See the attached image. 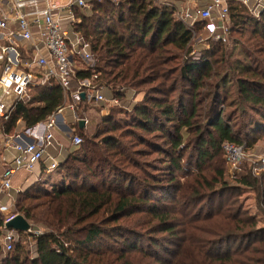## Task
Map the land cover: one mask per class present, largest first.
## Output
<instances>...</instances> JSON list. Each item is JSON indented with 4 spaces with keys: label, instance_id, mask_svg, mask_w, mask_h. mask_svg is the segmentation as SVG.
I'll list each match as a JSON object with an SVG mask.
<instances>
[{
    "label": "trees",
    "instance_id": "16d2710c",
    "mask_svg": "<svg viewBox=\"0 0 264 264\" xmlns=\"http://www.w3.org/2000/svg\"><path fill=\"white\" fill-rule=\"evenodd\" d=\"M228 6L230 28L254 22V35L264 39V9L255 20L245 18L240 2L229 0ZM176 9L153 0H90L88 8L76 11L75 29L94 60L77 77L90 78L127 102L128 108H110H119L125 127L111 113L102 116L103 127L93 138L81 137L61 161L58 182L35 181L17 193L14 211L42 227V233L18 230L24 240L6 257L0 249V264H264V228L254 217L235 201L204 212L196 188L176 177L184 169V130L194 133L199 170L220 150L224 157V142L243 145L242 134L264 132V69L251 64L264 65V58L244 50L250 62L235 60L241 74L235 79L237 99L227 102L220 91L232 62L225 58L224 44L210 40L208 49L193 57L195 36L206 21L190 24L175 16ZM131 89L144 92L142 102H132ZM32 94L31 104H20L9 119H0L2 133L12 131L19 119L32 127L62 104L55 82L33 88ZM225 103L235 110L225 112ZM245 107L260 117L235 121L232 116L237 110L245 114ZM74 125L82 136L83 127ZM152 153L165 157L164 171L151 172V163L138 161ZM251 185L258 188V180ZM180 219H187L182 229Z\"/></svg>",
    "mask_w": 264,
    "mask_h": 264
},
{
    "label": "built area",
    "instance_id": "2783aa9c",
    "mask_svg": "<svg viewBox=\"0 0 264 264\" xmlns=\"http://www.w3.org/2000/svg\"><path fill=\"white\" fill-rule=\"evenodd\" d=\"M89 1L0 0V119H9L20 104H30L33 100L32 89L50 82H55L61 88L64 98V103L49 114L45 121L24 131L30 137L29 141L14 142L11 139L4 144L12 147L15 155L0 174V249L3 254L14 249L19 232L6 228V223L16 215L8 212V206L2 203L1 196L11 188L12 178L17 172L32 171L44 160H50L46 171L58 167L56 159L49 152L51 149L60 152L63 148L54 137L58 115L68 110L74 122L83 120V123H87L86 119L78 116V110L84 105L123 104L124 99L114 95L109 88L95 85L90 78L77 77V73L84 67L92 66L85 64L93 59L89 45L75 29L80 21L76 11L88 8ZM238 1L249 8L252 4L260 6L261 0ZM153 3L174 5L171 0H153ZM228 8V0H207L193 11L190 8H177L175 16L190 24L206 21V28L214 35L213 39L225 42L230 22ZM217 30L219 33H216ZM42 50L46 54H42ZM22 136L15 134L19 140ZM69 141L72 146H78L82 138L74 133ZM222 149L227 165L237 167L244 157L243 145L226 141ZM27 225L21 230L25 235L36 236L42 233L39 226L32 223ZM28 240L33 242L31 236H28Z\"/></svg>",
    "mask_w": 264,
    "mask_h": 264
},
{
    "label": "rangeland",
    "instance_id": "374dc122",
    "mask_svg": "<svg viewBox=\"0 0 264 264\" xmlns=\"http://www.w3.org/2000/svg\"><path fill=\"white\" fill-rule=\"evenodd\" d=\"M252 4L249 6V8L244 9L243 15H245V18L248 19L249 17H254L258 15L259 11H262L264 9V0H261L259 2V5L261 7H256ZM260 9V10H259ZM193 11V10H192ZM228 24V30L225 34V42H222L224 45H222L223 49L227 53L225 55V58L229 62H232L231 70L229 71V77L227 78V83L220 91L221 98L226 100L227 102L234 99L236 101L237 99V93H236V84L235 79L240 76L241 74L238 73L239 69L235 68V65L233 64L236 59H241L246 62H250V59H244L243 51L244 50H250L252 51L256 59H263L264 58V39H261L254 35L253 29L256 26V23L251 22V24H240L238 27L236 25H233L232 28H230V24ZM207 23H205V28L201 32H199L195 36V45L194 49L191 52V55L193 57H196L201 52H204L208 49V46L210 45V40H214L213 36L210 34L208 29L206 28ZM232 29V31H231ZM216 33H219L217 30ZM259 43L258 45H256ZM248 45H256L254 47L251 46L248 47ZM254 68L258 69H264L263 64H258L256 62H252ZM94 60L90 63H85L86 65H93ZM224 64L219 63L218 66H220L222 69L227 68L223 66ZM224 69V70H225ZM131 93L133 94L132 102H142L145 94L142 91H137L131 89ZM127 97H130V93H128ZM127 102H123L122 106L123 108H128ZM113 106H103L101 104L91 103L90 105H86L85 107H82L80 110H78V116H81L82 118L87 120V123H83V131L82 136L83 139H92L93 135L97 131L98 127H103L102 122V116L111 113L114 118L119 119L120 124H118L120 127H125L123 120L124 115L121 113H116L119 108H116L114 110H111ZM224 111L227 113H232V111L235 110L234 106L227 105V103L224 104ZM111 108V109H110ZM245 114H242L240 110H237L236 113L232 116V118L235 121L240 122L244 118H247L249 115H257L254 114L252 111L249 110L248 107H245ZM201 115L204 113V106L203 110H200ZM234 113V112H233ZM68 114L67 110H63L61 112V115L66 119ZM198 120H200L198 118ZM202 124L203 122L206 123L207 121L202 118L201 119ZM240 124V123H237ZM259 125V124H258ZM23 126V125H22ZM20 124H18L12 131H10L8 134H1L0 135V144L4 145L11 139H15V134L20 132L23 128ZM1 127V124H0ZM188 130H184L183 132V143L187 146L184 150V155L182 159L183 167L181 171H179L176 174V177L181 182H185L188 180L190 184H192L196 190L198 191V200L201 201V204L204 206V212L208 208H218L226 205L227 203L231 201H235L243 211L251 215L256 219V226L259 228H264V203H262L261 198H263L264 194V132L252 134L250 136H246L245 134H242L240 136V139L244 142L243 144V152L244 157L241 160V162L237 165V167L232 168L229 165H227L225 158L223 157L221 150L219 151L218 155H216L215 158L204 161L201 164L200 170L197 169L199 165H197L195 161V153L193 151L192 145H193V135L194 133L192 131L187 132ZM75 133L79 134L77 131ZM256 136L257 138L254 139V144L252 146H247L248 142H250L251 137ZM149 137V136H147ZM124 141L129 140V138H123ZM247 143V144H246ZM70 146V143H69ZM144 146H137L136 149H139ZM75 149L74 146H70L67 148V153L71 150ZM137 160V158H135ZM139 162H149L151 163V167L149 170L152 172V169L154 171L155 169L158 173V171H164L163 161L165 162V157L162 154L152 153L149 156H146L144 158L138 159ZM112 163L114 165H118L116 162V158H112ZM167 163V162H165ZM120 165V164H119ZM121 169L129 170L131 172H136L134 168L131 167H125L121 166ZM197 169V170H196ZM138 175L140 173L136 172ZM51 175V176H50ZM106 175V174H105ZM59 173L55 171L54 173L49 174L44 179L41 178L38 181L47 182L46 184L49 185L51 182H58L59 179ZM32 176H30L28 179H30ZM28 179L25 181V185L28 182ZM257 179L259 186L258 188H255L254 185H251V182ZM45 185V187H48ZM25 190V189H23ZM22 190V191H23ZM21 191V190H20ZM14 195H17L15 192ZM234 202V203H235ZM199 207V206H198ZM22 216V215H19ZM26 220V219H25ZM187 219H180L181 222V229L183 226H185V222ZM27 223H32L30 221H27ZM40 227V226H39ZM42 230V227H40ZM18 241L24 240V234L17 235ZM28 240V239H27ZM27 245V249L29 250L30 257L34 256V247L33 243L31 241L25 242ZM168 243V242H167ZM234 245V244H231ZM2 257H6L7 255H1Z\"/></svg>",
    "mask_w": 264,
    "mask_h": 264
},
{
    "label": "crops",
    "instance_id": "0c3cea01",
    "mask_svg": "<svg viewBox=\"0 0 264 264\" xmlns=\"http://www.w3.org/2000/svg\"><path fill=\"white\" fill-rule=\"evenodd\" d=\"M171 1H172V3H174L176 8H178V9L190 8L191 10H193V9H196V8L204 5L207 0H171ZM235 1H238V0H235ZM256 7H261V6H256ZM42 54H46L44 50H42ZM84 65L85 64H82V66H84ZM1 67H2V61L0 60V72H1ZM86 68L84 67L83 69H86ZM60 90H61V88H60ZM63 103H64V98H63V94H62V104ZM45 120L46 119H44L43 121H45ZM43 121H40V122L36 123L35 125H37L39 123H42ZM78 122H74V120L72 118V114H71L70 111H68L66 119L61 115V113L58 115L57 127H56V129L54 131V137H55V140L58 143L63 145V148H62V150L60 152L55 150V149H51L49 151L50 155H52V157H54L56 159V161L58 163V167L55 170H53V171H46V167H48V165L50 164V160H44L43 163H40V164L36 165L32 171L21 170V171L17 172L12 178L11 188L8 189L7 191H5L4 195L1 196L2 203L8 206V209H9L8 212H10V211L14 212L16 216L20 215V214H17V212L14 211V199H15V196H16V195H14L15 192L18 193L20 190L22 191L23 189H26L28 186H30L35 181H38L41 178L44 179L46 176H48L51 173H54L55 171H57L59 169L61 161L67 155V148L71 146V144L69 146V143H70L69 138L76 131L74 124H78ZM18 124H20L21 126L23 125L21 127L23 129L20 132H18L19 134H23L22 139L19 140V139L15 138V139H12V140L14 142H16V141L17 142L29 141L28 139H30V137L27 136L24 133V131L26 129L34 128L35 125H33L32 127L28 128V127L25 126L24 122L21 119H19L17 121L16 126ZM73 130H74V132H73ZM1 134H4V133H2L0 131V135ZM14 155H15V151L12 149V147H7L6 145H1L0 144V174L2 173L4 168L11 162L12 158L14 157ZM32 175H33V177L28 179ZM27 179H28V182L25 185L24 183H25V181ZM8 223L9 222L6 223V228H8V229H16V228H13V227H8V225H7ZM16 230H18V229H16Z\"/></svg>",
    "mask_w": 264,
    "mask_h": 264
},
{
    "label": "water",
    "instance_id": "95a60500",
    "mask_svg": "<svg viewBox=\"0 0 264 264\" xmlns=\"http://www.w3.org/2000/svg\"><path fill=\"white\" fill-rule=\"evenodd\" d=\"M78 124L82 128L83 127V120H79ZM7 225H8V227H13V228H16L18 230H23L28 226L26 220L22 216H16Z\"/></svg>",
    "mask_w": 264,
    "mask_h": 264
}]
</instances>
